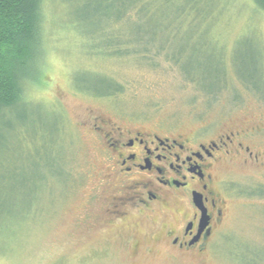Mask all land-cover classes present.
<instances>
[{
  "label": "rangeland",
  "instance_id": "obj_1",
  "mask_svg": "<svg viewBox=\"0 0 264 264\" xmlns=\"http://www.w3.org/2000/svg\"><path fill=\"white\" fill-rule=\"evenodd\" d=\"M77 2L45 0L39 76L0 118V264H264V11L253 0L150 2L126 30L164 46L152 67L91 52L82 33L98 9ZM109 80L116 95H90ZM117 126L173 139L239 134L234 143L257 156L219 154L225 212L205 253L166 247L172 210L106 221L108 147L94 130Z\"/></svg>",
  "mask_w": 264,
  "mask_h": 264
},
{
  "label": "flooded vegetation",
  "instance_id": "obj_2",
  "mask_svg": "<svg viewBox=\"0 0 264 264\" xmlns=\"http://www.w3.org/2000/svg\"><path fill=\"white\" fill-rule=\"evenodd\" d=\"M94 131L108 147L105 161L113 194L106 199V221L115 223L130 216V211L172 210L176 219L166 230V247L197 255L210 249L225 212L217 175L219 154L256 156L241 142L234 143L240 135L230 133L211 141L193 136L161 138L118 126L103 133L97 127Z\"/></svg>",
  "mask_w": 264,
  "mask_h": 264
},
{
  "label": "trees",
  "instance_id": "obj_3",
  "mask_svg": "<svg viewBox=\"0 0 264 264\" xmlns=\"http://www.w3.org/2000/svg\"><path fill=\"white\" fill-rule=\"evenodd\" d=\"M154 1L157 0H124L123 2L118 0H78V5L88 11L98 9L97 15L91 19V21H95L94 27H97L93 28L92 32L84 29L85 33H82L84 38L89 39L88 49L99 57L138 56L137 60L140 63L155 67L156 55L159 52H165L164 46H157L154 44L156 41L147 42L144 40L148 38L142 37L135 40L127 38L128 31L126 30L129 23L134 22L133 26L140 25L136 22L141 23L139 18L141 15L149 16L147 8H150V2ZM169 1L166 0V3ZM253 1L264 11V0ZM44 2L45 0H0L1 119L8 110L22 103L26 83L31 80L36 81L39 76L40 67L38 68V66L44 56L43 46L45 43L42 33ZM131 12L136 15L135 19L130 18ZM76 23L77 21L73 23L74 28H76ZM169 51L166 50L165 53V58L169 59L167 61L173 65L176 64L179 71L180 68L184 69L183 65H180L179 58L173 56L175 53ZM182 71H180L181 74ZM192 71L195 75L199 72V70ZM190 77L188 79L194 80L200 88L201 79L194 75ZM109 82L111 84L105 85L106 91L103 90V93L89 94L98 98L116 95L121 86L110 80ZM79 91L90 92L85 88ZM205 93L208 94L206 91Z\"/></svg>",
  "mask_w": 264,
  "mask_h": 264
}]
</instances>
